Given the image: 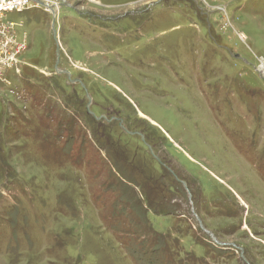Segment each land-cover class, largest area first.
Instances as JSON below:
<instances>
[{"label":"rangeland","instance_id":"rangeland-1","mask_svg":"<svg viewBox=\"0 0 264 264\" xmlns=\"http://www.w3.org/2000/svg\"><path fill=\"white\" fill-rule=\"evenodd\" d=\"M44 1L9 15L0 264H264V0Z\"/></svg>","mask_w":264,"mask_h":264},{"label":"built area","instance_id":"built-area-1","mask_svg":"<svg viewBox=\"0 0 264 264\" xmlns=\"http://www.w3.org/2000/svg\"><path fill=\"white\" fill-rule=\"evenodd\" d=\"M55 7L44 0H0V83L10 70L19 66L20 57L26 49V41L19 39L16 24L9 20V15L33 8H43L52 14Z\"/></svg>","mask_w":264,"mask_h":264},{"label":"water","instance_id":"water-1","mask_svg":"<svg viewBox=\"0 0 264 264\" xmlns=\"http://www.w3.org/2000/svg\"><path fill=\"white\" fill-rule=\"evenodd\" d=\"M53 23H55V18L53 19ZM53 25H54V24H53ZM53 34H54V40L56 41V44H57V46H58V51H59V41H58V39H57V30L54 28V26H53ZM55 69H56V72H57V73L67 75V78H68V80H69L70 83L74 84V83H77V82H79V83L81 82V79H79V78H77V79H72V77H71V73H70L68 70H63V69L60 68L59 66H56ZM87 98H88V100H89V106H88V108H89V107H90V103H91V98H90V96H89L88 93H87ZM120 126H121V128H122L125 132H127V133H130V134H139V135L142 136V138H145V136H144L143 134H141L140 132H137V133L129 132V130H128L125 126H123L122 124H121ZM149 149H150L151 155L154 156V158H155L157 161L161 162L159 156H157V155L155 154V152H154L152 146H149Z\"/></svg>","mask_w":264,"mask_h":264},{"label":"trees","instance_id":"trees-1","mask_svg":"<svg viewBox=\"0 0 264 264\" xmlns=\"http://www.w3.org/2000/svg\"><path fill=\"white\" fill-rule=\"evenodd\" d=\"M158 141V140H157ZM175 183H176V181H175ZM177 184V186H178V188H182L181 187V185L179 184V183H176ZM167 213H169V212H167ZM164 215V214H166V213H163V212H161V215ZM160 237H161V235H160ZM159 244L162 246V247H165L166 246V242L164 241V239L163 238H161L160 240H159ZM165 245V246H164ZM161 247V248H162Z\"/></svg>","mask_w":264,"mask_h":264},{"label":"flooded vegetation","instance_id":"flooded-vegetation-1","mask_svg":"<svg viewBox=\"0 0 264 264\" xmlns=\"http://www.w3.org/2000/svg\"><path fill=\"white\" fill-rule=\"evenodd\" d=\"M78 78L81 79L80 77H78ZM72 79H77V78L75 77V78H72ZM77 83H79V82H77ZM77 83H75V84H77ZM71 84H72V83H71ZM79 84H80V83H79ZM68 86L71 87L69 81H68ZM106 119H107V118H106ZM113 119L118 120V118H110V120H111L110 122H113V121H114ZM107 120H108V119H107ZM108 122H109V121H108ZM110 122H109V123H110Z\"/></svg>","mask_w":264,"mask_h":264},{"label":"bare ground","instance_id":"bare-ground-1","mask_svg":"<svg viewBox=\"0 0 264 264\" xmlns=\"http://www.w3.org/2000/svg\"><path fill=\"white\" fill-rule=\"evenodd\" d=\"M51 13L56 15V12L54 10H52Z\"/></svg>","mask_w":264,"mask_h":264}]
</instances>
